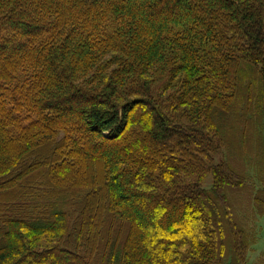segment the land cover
Instances as JSON below:
<instances>
[{
	"label": "trees",
	"instance_id": "trees-1",
	"mask_svg": "<svg viewBox=\"0 0 264 264\" xmlns=\"http://www.w3.org/2000/svg\"><path fill=\"white\" fill-rule=\"evenodd\" d=\"M263 215L264 0H0V264H249Z\"/></svg>",
	"mask_w": 264,
	"mask_h": 264
},
{
	"label": "rangeland",
	"instance_id": "rangeland-1",
	"mask_svg": "<svg viewBox=\"0 0 264 264\" xmlns=\"http://www.w3.org/2000/svg\"><path fill=\"white\" fill-rule=\"evenodd\" d=\"M253 112V111H252ZM234 135V134H233ZM236 136H230L228 138V145L233 149V144L236 141ZM257 141H254L247 150H240V153L242 154V159L246 157L245 162L247 161V164L245 166L246 172L250 173V171L256 166V159H259V156L262 155V149L257 150ZM252 147V148H250ZM234 151V149H233ZM259 152V153H257ZM236 153V152H235ZM229 155V154H228ZM234 157V156H233ZM235 158V157H234ZM259 165H261V161L259 162ZM250 183L248 188H252V185L254 184V179L250 178ZM211 182V177L208 178V184ZM259 184L257 183L255 186L257 188ZM256 226L258 227V240L257 243L254 245L253 249L249 253V264H264L262 261L258 262L260 259L264 260V215L258 220Z\"/></svg>",
	"mask_w": 264,
	"mask_h": 264
}]
</instances>
